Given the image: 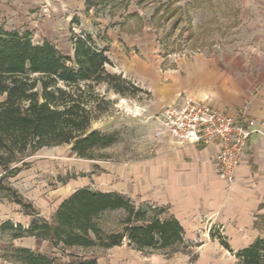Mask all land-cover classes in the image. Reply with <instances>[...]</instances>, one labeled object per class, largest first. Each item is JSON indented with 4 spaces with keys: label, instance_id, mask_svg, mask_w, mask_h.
I'll use <instances>...</instances> for the list:
<instances>
[{
    "label": "rangeland",
    "instance_id": "obj_1",
    "mask_svg": "<svg viewBox=\"0 0 264 264\" xmlns=\"http://www.w3.org/2000/svg\"><path fill=\"white\" fill-rule=\"evenodd\" d=\"M64 5L60 0H0V25L29 32L34 44L48 39L69 55L72 32H91L99 46L107 47L110 71L118 72L116 55L124 54L141 61L155 83L160 79L156 74L163 81L169 67L190 52L233 50L264 40V0H72ZM171 13L167 20L161 17ZM121 73L140 85L130 73ZM4 98L0 94V102ZM108 98L110 108L91 121L89 130L108 135L110 143L95 146L88 157L78 156L70 144L41 147L26 153L15 164L17 172L1 180L0 264H25L20 248L46 256L50 264L91 259L95 264H264V248L252 263L238 255L255 240L264 245V199L252 191L242 206L229 203L233 192L228 184L221 188L217 206L190 188L189 198L197 201L177 212L184 241L169 247L139 249L127 240L111 247L53 244L15 228H26L33 219L50 221L58 204L83 186L118 192L136 206L156 205L163 209L161 217L173 214L169 172L157 169L163 155L158 147L165 143L154 137L150 115L159 106H151L152 92L144 89L127 97L109 93ZM22 161L27 164L21 166ZM125 215L122 209L106 210L97 222L106 232L117 230ZM8 222L12 228L3 226Z\"/></svg>",
    "mask_w": 264,
    "mask_h": 264
},
{
    "label": "trees",
    "instance_id": "obj_2",
    "mask_svg": "<svg viewBox=\"0 0 264 264\" xmlns=\"http://www.w3.org/2000/svg\"><path fill=\"white\" fill-rule=\"evenodd\" d=\"M171 15L161 17L167 20ZM177 23L178 19L173 26ZM70 40L73 53L66 55L48 40L34 44L29 32L21 34L0 25V94L5 95L0 102L1 189L3 177L17 172L19 165L15 164L26 153L44 146L70 144L78 156L88 157L95 146L110 143L108 135L89 130L91 121L110 108L108 94L127 97L144 91L121 72L108 69L112 63L107 47L99 46L91 32H72ZM26 164L21 162V166ZM116 209L126 213L121 227L106 232L97 217ZM162 213L161 207L148 203L136 206L118 192L83 186L58 204L50 221L33 219L26 228H15L53 244L111 247L127 240L141 249L182 243L184 228L173 215L161 217ZM3 226L13 227L9 222ZM260 242L255 240L238 251L244 262L257 260L258 251L264 248ZM18 251L25 264L51 263L46 256L27 248Z\"/></svg>",
    "mask_w": 264,
    "mask_h": 264
},
{
    "label": "crops",
    "instance_id": "obj_3",
    "mask_svg": "<svg viewBox=\"0 0 264 264\" xmlns=\"http://www.w3.org/2000/svg\"><path fill=\"white\" fill-rule=\"evenodd\" d=\"M70 2L72 0H60L65 5ZM117 55L120 63L117 71L130 73L139 86L152 92L151 106H159L155 112L166 104L186 97L206 102L225 113H233L246 106L262 133L253 132L249 138L246 157L237 167L235 181L230 185L233 197L228 202L237 201L242 206L252 191L258 198L264 199L263 39L260 38L253 45L245 43L233 50L190 52L183 55L175 66L169 67L163 81L161 74H156L160 76L156 83L153 73L150 72L149 75L141 61L134 58L129 60L124 54ZM162 143L165 146L161 144L158 147L163 155L159 157L162 161L159 160L157 169L161 174L169 172V204L173 211L171 215L179 221L177 212L191 209L195 204L197 200L192 202L189 198L191 187L197 188V193L200 191L207 198V203L215 206L221 203V188L226 183L214 171V157L219 146L215 143L177 145L170 138L162 140Z\"/></svg>",
    "mask_w": 264,
    "mask_h": 264
},
{
    "label": "built area",
    "instance_id": "obj_4",
    "mask_svg": "<svg viewBox=\"0 0 264 264\" xmlns=\"http://www.w3.org/2000/svg\"><path fill=\"white\" fill-rule=\"evenodd\" d=\"M150 117L159 141L170 138L177 145L217 144L214 171L228 185L235 181L237 167L246 157L251 134L262 133L246 106L225 113L190 97L166 104Z\"/></svg>",
    "mask_w": 264,
    "mask_h": 264
}]
</instances>
